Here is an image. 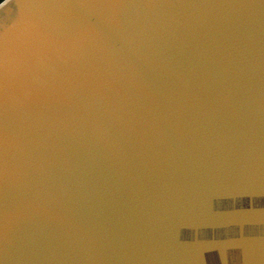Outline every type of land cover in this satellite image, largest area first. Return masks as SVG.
Wrapping results in <instances>:
<instances>
[{
    "label": "water",
    "instance_id": "95a60500",
    "mask_svg": "<svg viewBox=\"0 0 264 264\" xmlns=\"http://www.w3.org/2000/svg\"><path fill=\"white\" fill-rule=\"evenodd\" d=\"M0 264H264V0H2Z\"/></svg>",
    "mask_w": 264,
    "mask_h": 264
},
{
    "label": "built area",
    "instance_id": "2783aa9c",
    "mask_svg": "<svg viewBox=\"0 0 264 264\" xmlns=\"http://www.w3.org/2000/svg\"><path fill=\"white\" fill-rule=\"evenodd\" d=\"M2 0H0V2H1Z\"/></svg>",
    "mask_w": 264,
    "mask_h": 264
}]
</instances>
